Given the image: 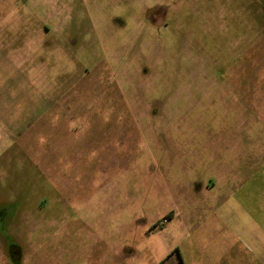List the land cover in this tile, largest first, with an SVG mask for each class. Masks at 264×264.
I'll list each match as a JSON object with an SVG mask.
<instances>
[{
	"label": "rangeland",
	"instance_id": "obj_1",
	"mask_svg": "<svg viewBox=\"0 0 264 264\" xmlns=\"http://www.w3.org/2000/svg\"><path fill=\"white\" fill-rule=\"evenodd\" d=\"M263 223L264 0H0V264H231Z\"/></svg>",
	"mask_w": 264,
	"mask_h": 264
},
{
	"label": "crops",
	"instance_id": "obj_2",
	"mask_svg": "<svg viewBox=\"0 0 264 264\" xmlns=\"http://www.w3.org/2000/svg\"><path fill=\"white\" fill-rule=\"evenodd\" d=\"M247 248L251 253L247 257L232 255L231 257L226 256L223 258L231 264H264V223L256 226L248 225ZM256 249L259 251L258 255L255 254ZM223 258L219 260H223ZM181 264L185 263L181 260Z\"/></svg>",
	"mask_w": 264,
	"mask_h": 264
},
{
	"label": "flooded vegetation",
	"instance_id": "obj_3",
	"mask_svg": "<svg viewBox=\"0 0 264 264\" xmlns=\"http://www.w3.org/2000/svg\"><path fill=\"white\" fill-rule=\"evenodd\" d=\"M12 247H14V246H11V247H10L11 250H12ZM11 254L14 256V252L11 251Z\"/></svg>",
	"mask_w": 264,
	"mask_h": 264
},
{
	"label": "trees",
	"instance_id": "obj_4",
	"mask_svg": "<svg viewBox=\"0 0 264 264\" xmlns=\"http://www.w3.org/2000/svg\"><path fill=\"white\" fill-rule=\"evenodd\" d=\"M169 257H170V256H167V257H166V260H168V259H169Z\"/></svg>",
	"mask_w": 264,
	"mask_h": 264
}]
</instances>
